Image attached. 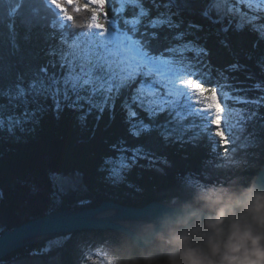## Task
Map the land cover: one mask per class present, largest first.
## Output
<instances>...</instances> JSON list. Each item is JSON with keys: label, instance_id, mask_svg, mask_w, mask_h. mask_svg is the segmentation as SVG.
<instances>
[{"label": "trees", "instance_id": "trees-1", "mask_svg": "<svg viewBox=\"0 0 264 264\" xmlns=\"http://www.w3.org/2000/svg\"><path fill=\"white\" fill-rule=\"evenodd\" d=\"M84 2L86 0H81V4ZM232 6L239 7L240 12L248 11L243 4L236 5L233 2ZM204 8L202 0H191L187 6H182L184 26L189 22L200 25L199 30H189L192 34L187 39L196 41L208 50V56L204 59L211 64L213 77H216L217 69L223 71L233 63L239 64L242 66L239 71L225 72L227 76L235 78L231 83L246 89V93L240 94L246 95L249 100L264 97V39H258V34L250 31L249 25L237 30L235 22L227 33H222L219 25H228V19H224L222 23H212L202 15ZM70 12L76 18L73 32L79 35L82 30H86L83 25L88 22V14L84 11ZM0 15H4L2 6ZM23 15L27 13L23 12ZM125 15H131V12L126 11ZM152 15H156L154 10ZM108 16H113L110 9ZM51 19L49 14L48 19L43 22L46 26L33 28L29 32L21 24L20 17H17L16 33L10 34L7 27L9 20L5 16L0 24V64L5 70V84L9 79L15 80L17 74L23 75L27 81L31 78L32 70L44 66H48L49 74H61L58 57L48 54L52 49L59 52L63 47L59 42L61 33L51 28ZM254 23L264 28V15ZM164 35L171 33L162 32L161 37ZM227 36L230 37L233 48ZM13 38L19 44L18 51L11 46ZM221 41H225L226 45ZM50 61L56 63L55 68L50 66ZM261 83L263 85L257 88L256 85ZM215 86L205 85L208 88ZM126 96L130 98L131 91H122L115 102L105 106L102 112L98 108L89 111L90 105L83 102V107L77 108L69 107L68 102H62V109L57 111L51 96L41 97L38 105L29 104L30 110L38 106L43 109L38 112L34 122L24 125L23 130L16 128L11 133L7 126L0 130V234L38 216L62 209L96 207L111 198L128 205L144 206L154 200L172 202L176 196L184 195L195 205L219 212L251 188L264 159L250 172L244 167L236 171L226 170L227 155L233 150L231 140L227 137L228 143L223 144L219 137L201 131L199 127L183 132L178 130L167 137L159 129L133 137L129 132L127 110L122 107ZM0 102L7 103L6 100ZM96 102H100L99 97ZM243 106L255 110V106ZM136 111L138 118L145 123L164 124L169 120L167 113H161L155 121H150L142 109ZM257 112L258 116L249 123L250 129L256 128L264 135V107L260 106ZM121 146L129 150L123 153L128 167L122 171L124 180L118 182L110 178L109 166L105 165V160L121 155L116 150ZM134 149L141 150L135 159L132 158ZM76 173L84 177L89 189H85V192H89L90 197L81 198L78 194L61 193L54 182V175L69 176ZM246 173H250L253 178L247 183L234 184V196L218 201L217 204L205 202L206 196L201 192L186 187L188 180L192 178L230 186L227 182ZM138 189L142 190L143 198L136 201L134 195ZM234 223L250 229L254 234H264V225L257 222L254 211L245 214L236 210L222 220L219 231L210 226L209 221L199 220L182 240L159 238L152 247L143 250L129 239L131 257L136 262L167 264L168 258L178 253L182 247L195 250L213 239L217 243H225ZM85 232L97 235L112 231ZM68 244L55 253L66 254L63 264H78L79 254L72 250L77 252L80 249L73 240ZM261 244H264V240ZM45 245L46 242L22 248L7 256L0 264H8L33 254H40L45 258L49 256L44 252Z\"/></svg>", "mask_w": 264, "mask_h": 264}, {"label": "snow or ice", "instance_id": "snow-or-ice-1", "mask_svg": "<svg viewBox=\"0 0 264 264\" xmlns=\"http://www.w3.org/2000/svg\"><path fill=\"white\" fill-rule=\"evenodd\" d=\"M191 0H0L4 15L9 20V33H16V19L30 32L33 28L46 26L43 22L51 14V28L61 33L59 42L63 46L57 52L52 49L50 56H57L61 74H49L48 66L31 71V78L17 74L15 80L5 84V70L0 64V130L7 126L14 129L34 122L41 107L30 110L29 104H37L41 97L51 96L56 110L62 109V102L69 107H83V103L101 112L104 107L114 103L122 91H131L125 97L122 107L127 110L129 132L133 137L159 129L165 137L199 127L210 135L220 138L227 144L228 134L239 128L241 122L256 117V112L233 105L259 107L264 97L247 99L246 89L231 83L234 77L225 72L239 71L241 65L233 63L226 70L217 69L213 77L211 64L204 59L208 50L196 41L187 39L191 29L200 25L189 22L184 26L181 18L182 6ZM205 8L202 15L212 23L228 25L221 31L227 33L235 22L237 30L250 26V31L264 39V28L254 21L264 15V0H202ZM243 4L247 12H240ZM146 5H151L147 7ZM113 13L108 16V10ZM70 10L84 11L88 22L83 25L79 35L74 34L75 17ZM153 10L156 15H152ZM130 11L131 15H125ZM26 12L27 15H23ZM251 13V14H249ZM238 17V22H237ZM162 32L171 33L164 35ZM55 35V33H53ZM226 45L225 41H221ZM14 50H19L15 39L11 40ZM255 47V45H254ZM191 54V56L189 55ZM250 58V57H249ZM55 68V62H49ZM222 81V82H221ZM215 84V87H205ZM257 88L261 85L257 84ZM100 102H96V98ZM62 98V99H61ZM83 102V103H82ZM136 109H142L150 121H155L161 113H167L169 120L164 124L145 123L138 118ZM191 121V123H186ZM199 122V124H197ZM236 137H233L235 139ZM116 148V146H113ZM121 155L105 160L110 178L119 180L121 172L128 167L123 153L127 148L116 149ZM133 159L140 153L134 149ZM84 203V202H82Z\"/></svg>", "mask_w": 264, "mask_h": 264}, {"label": "water", "instance_id": "water-1", "mask_svg": "<svg viewBox=\"0 0 264 264\" xmlns=\"http://www.w3.org/2000/svg\"><path fill=\"white\" fill-rule=\"evenodd\" d=\"M227 39L233 48L231 39L228 36ZM261 196H264V164L251 188L219 212L195 205L184 195L176 196L172 202L154 200L144 206L128 205L111 198L96 207L54 211L4 230L0 234V263L22 248L88 230L122 233L135 246L148 249L159 238L182 240L197 220L211 222L218 214L224 220L236 210L251 214V202Z\"/></svg>", "mask_w": 264, "mask_h": 264}, {"label": "rangeland", "instance_id": "rangeland-1", "mask_svg": "<svg viewBox=\"0 0 264 264\" xmlns=\"http://www.w3.org/2000/svg\"><path fill=\"white\" fill-rule=\"evenodd\" d=\"M222 27L219 25L220 30ZM189 55L191 56V54ZM260 85L263 84L261 83ZM260 106L264 107V104ZM233 107L247 108L243 105H233ZM259 107L255 106V110H251L250 108H247V110L248 112H256L258 116L257 110ZM253 119H246L241 122L239 128L233 129L232 134H228L227 128H224L222 118L220 126L224 129L226 136L229 137L231 140L230 143L233 146V150L227 155L226 170L233 169L236 171L244 167L245 170L250 172V170L257 167L264 159V135L256 128L250 129L249 123ZM233 137L236 138L233 139ZM252 178L253 176L250 173L234 177V179L227 182L230 186L210 184L202 182L200 179L192 178L188 180L186 187L194 188L201 192L202 195L206 196V198H204L205 202L209 201L217 204L218 201L231 199L232 196H234L236 193V188L233 187L234 184L237 182L247 183ZM53 179L59 186L61 193L66 195L78 194L77 196L81 198L90 197L89 192H87L89 189L85 184V179L80 173L69 176L57 174L53 176ZM123 180L124 174L121 172L118 182H122ZM85 189L87 190L86 192ZM134 198L136 201L141 200L143 198L142 190L138 189ZM260 235L264 236V234ZM129 239L130 238L126 235L115 231L103 233L98 236L93 233L82 231L45 241L46 245L44 252L49 255L45 258L40 254L37 256L33 254L30 257L16 259L8 264H61V252L55 253V251L59 250L62 246H67L66 243L71 240L78 245L80 251L82 250L80 252L78 264H150L145 261L136 262V260L132 259L130 253L132 247ZM217 245L218 248L214 251L210 242H207L194 251L207 256L212 264H221V257L225 255L224 243H217ZM72 251L76 253L75 250Z\"/></svg>", "mask_w": 264, "mask_h": 264}, {"label": "clouds", "instance_id": "clouds-1", "mask_svg": "<svg viewBox=\"0 0 264 264\" xmlns=\"http://www.w3.org/2000/svg\"><path fill=\"white\" fill-rule=\"evenodd\" d=\"M256 213L258 223L264 225V196L251 202V209ZM222 217L218 214L213 217L210 226L219 231ZM264 236L254 234L250 229L234 223L230 236L224 243L225 255L221 257V264H264V245L261 241ZM215 251L218 248L216 240L210 241ZM167 264H212L204 255L186 247H182L178 253L168 258Z\"/></svg>", "mask_w": 264, "mask_h": 264}, {"label": "flooded vegetation", "instance_id": "flooded-vegetation-1", "mask_svg": "<svg viewBox=\"0 0 264 264\" xmlns=\"http://www.w3.org/2000/svg\"><path fill=\"white\" fill-rule=\"evenodd\" d=\"M34 202H36V201H34ZM36 203H39V202H36ZM98 235H100V234H97V236ZM69 243V241L66 243L67 245H69L68 244ZM82 251V250H81ZM81 251H77L76 253H78L79 254V257H80V252ZM64 255L66 256V254H63V253H61V264H63V262H64V260L66 261V258L64 259ZM79 257H78V259H79ZM10 263V262H9Z\"/></svg>", "mask_w": 264, "mask_h": 264}, {"label": "bare ground", "instance_id": "bare-ground-1", "mask_svg": "<svg viewBox=\"0 0 264 264\" xmlns=\"http://www.w3.org/2000/svg\"><path fill=\"white\" fill-rule=\"evenodd\" d=\"M135 229H142V227L141 226H139V225H132Z\"/></svg>", "mask_w": 264, "mask_h": 264}]
</instances>
